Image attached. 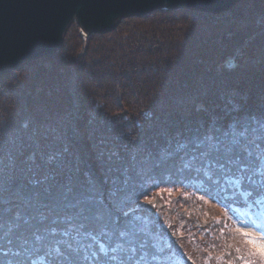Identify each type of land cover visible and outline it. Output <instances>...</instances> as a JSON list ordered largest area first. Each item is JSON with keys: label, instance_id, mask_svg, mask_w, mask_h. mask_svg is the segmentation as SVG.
Wrapping results in <instances>:
<instances>
[{"label": "trees", "instance_id": "trees-1", "mask_svg": "<svg viewBox=\"0 0 264 264\" xmlns=\"http://www.w3.org/2000/svg\"><path fill=\"white\" fill-rule=\"evenodd\" d=\"M117 32L73 23L0 78V264H251L229 232L264 248V0ZM217 129L240 145L210 188L181 157Z\"/></svg>", "mask_w": 264, "mask_h": 264}, {"label": "water", "instance_id": "water-1", "mask_svg": "<svg viewBox=\"0 0 264 264\" xmlns=\"http://www.w3.org/2000/svg\"><path fill=\"white\" fill-rule=\"evenodd\" d=\"M242 0H0V76L59 51L76 22L104 34L129 17L160 9L220 14Z\"/></svg>", "mask_w": 264, "mask_h": 264}, {"label": "snow or ice", "instance_id": "snow-or-ice-1", "mask_svg": "<svg viewBox=\"0 0 264 264\" xmlns=\"http://www.w3.org/2000/svg\"><path fill=\"white\" fill-rule=\"evenodd\" d=\"M235 131V129L233 130ZM246 129L239 133V136L243 137L246 134ZM229 134L227 132L221 133L219 129L215 132H210L203 137H198L195 142V147L191 149V152H185L184 156L181 157L183 164L181 165V171H190L200 176L202 174L203 178L210 182L209 186L214 187L218 180L213 179V168L221 174L225 171V164L222 161L232 162V156L234 152V147L240 145V140L238 138L228 139ZM179 149L187 148L186 143H179ZM244 151H247V147H244ZM58 156H51L49 160H55ZM168 158L172 159L173 154L168 153ZM236 159H239L237 156ZM156 167H159L157 164ZM128 181L125 180V183ZM3 192L0 191V202L2 200ZM151 204V201H148ZM71 248V245H69Z\"/></svg>", "mask_w": 264, "mask_h": 264}, {"label": "rangeland", "instance_id": "rangeland-1", "mask_svg": "<svg viewBox=\"0 0 264 264\" xmlns=\"http://www.w3.org/2000/svg\"><path fill=\"white\" fill-rule=\"evenodd\" d=\"M228 11H225V12H228ZM144 16H146V15H144ZM135 17H137V16H135ZM129 18H131V17H129ZM129 18L123 19L122 21L128 20ZM122 21L118 24V26L115 29H113L110 32L104 33V34H107L108 36L114 38V40L116 41V38L119 35L118 32H117V29L119 28V26L122 23ZM73 23H76V22H73ZM93 35H96V34H91V35H88V36H93ZM99 35H102V34H99ZM46 56H49V55H46ZM43 57H45V56H43ZM43 57H40V58H43ZM40 58H37V59H40ZM32 61H34V60H32ZM11 72H9V73H11ZM9 73H7L5 75H8ZM5 75H3V76H5ZM3 76H0V78L3 77ZM163 192H166L165 195H168V196H171L173 194L169 189H162V190L155 189V190H153V193H158L160 198L163 197L161 195ZM229 233H230V236H231V244L235 247L234 249H236V251L238 253L244 254L245 258L248 260V262H250L251 264H264V248L262 246H259L256 243H254V242L252 243L251 241L247 240L244 237V235H246V234L245 233H240V231H237V230L235 231L234 230V231H230Z\"/></svg>", "mask_w": 264, "mask_h": 264}]
</instances>
